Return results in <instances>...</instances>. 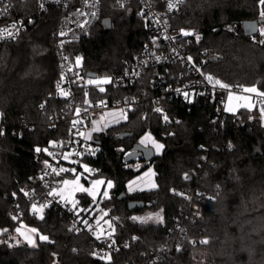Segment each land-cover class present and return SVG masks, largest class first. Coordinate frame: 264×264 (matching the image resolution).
Wrapping results in <instances>:
<instances>
[{"label":"trees","instance_id":"obj_1","mask_svg":"<svg viewBox=\"0 0 264 264\" xmlns=\"http://www.w3.org/2000/svg\"><path fill=\"white\" fill-rule=\"evenodd\" d=\"M19 4L22 15L35 9L34 2ZM56 13L51 10L17 39L0 46V226L13 234L24 221L49 236L35 247L12 236L3 238L0 264H146L159 248L165 250L164 256L152 264H264V123L256 110L242 108L216 117L209 105L186 110L172 103L171 115L179 120L163 124L145 98L127 120L108 126L101 137L102 151L93 160L102 167L95 177L115 181L105 206L116 217L112 223L119 238L137 240L107 261L91 254L92 238L77 231L69 219L62 220L60 209L47 207L41 216L33 213L25 195L32 187L30 176L48 158L46 147L68 132L61 114L67 100L55 88L61 75ZM260 14V0H187L171 23L203 33L197 52L218 48L220 56L206 62V71L227 83L240 81L264 92V43L245 35L242 27L244 20ZM102 17L111 18L109 30L99 21L87 37L73 44L83 52L82 71L99 75L111 73L139 53L149 38L138 0H127L121 10L114 0H105ZM24 123L33 128L13 135L12 128ZM148 128L143 142L154 138L163 145L157 151L154 181L148 187H130L146 167H126L123 158ZM124 131L133 136L120 138ZM73 176L70 170L63 172L62 182ZM121 191L127 193L124 200L118 199ZM77 199L83 205L91 202L84 192ZM131 199L144 200L145 208L130 210ZM158 207L163 209L162 223L131 218ZM10 211L21 212L24 218L13 219ZM204 240L208 242L201 243Z\"/></svg>","mask_w":264,"mask_h":264},{"label":"built area","instance_id":"obj_2","mask_svg":"<svg viewBox=\"0 0 264 264\" xmlns=\"http://www.w3.org/2000/svg\"><path fill=\"white\" fill-rule=\"evenodd\" d=\"M104 1L26 0V3L34 2L35 9L22 15L23 6L19 4V0H0V46L17 39L30 27L29 24L33 20L36 21L51 10L57 11L55 50L61 75L55 82V88L57 95L67 100L61 114L68 122V132L46 147L48 158L30 176L32 187L28 189L26 196L32 204L34 214H39V211H34L33 205L38 209L43 206L41 212L47 207L60 209L62 220L69 219L77 231H84L92 238L91 254L107 261L113 253L129 247L137 240L136 237L119 238L112 223V218L116 217H112L109 207L105 206L109 196H105L104 191H97L96 195L91 194L93 182L99 178L95 176L102 170L93 160H96L102 151L101 137L107 132L108 126L127 120L129 114L137 109L145 98L150 99L152 113L156 114L163 124L179 120L177 116L171 115L172 103H177L186 110H191L195 105H209L216 117H224L227 113L225 105L229 93L236 99L244 97L245 91L244 84L240 81L227 83L205 70L206 62L210 58L220 56V51L211 46L197 52L195 46L203 38V33L172 25L171 18L184 8L187 0L176 4L172 10L168 8L169 0H138L139 14L147 21L148 40L143 43L139 53L124 59L111 73L89 76L87 71L81 69L83 52L75 49L73 44L87 37L102 20ZM114 1L117 9L126 7L127 0ZM171 2L176 3V0ZM260 25L258 32L251 35L254 40H264V35H261L264 23L262 27ZM5 29L7 31H3ZM183 32L191 35H184ZM197 36L200 37L199 40L196 39ZM78 58L81 59L80 62ZM208 76L213 79L210 81ZM107 78H110V82H101ZM216 80L230 87L221 88L215 83ZM133 87L137 88L136 92L131 91ZM101 88L104 91H100ZM62 92L66 95H62ZM253 96L264 109V96ZM114 108L124 111V120L110 123L102 114L105 109ZM156 109L161 111L157 112ZM165 116L168 117L167 120L164 119ZM32 128V124L24 123L11 131L15 136H22L25 130ZM146 133H149V128L134 144L139 142L146 147H153V157H136L132 161H125L123 158V162L126 167L140 169L145 166L150 167L153 172L158 162L157 151L153 145L154 138L148 143L143 142ZM131 149L125 152L124 157ZM83 164L89 165L87 171L82 169ZM60 169L70 170L74 174L71 179L78 176L84 182L88 181L87 187L83 188L87 191H78L91 198L88 205L78 201V193L73 198L62 194L61 176L65 171ZM205 196L212 197L210 194ZM154 201L155 198L150 200L148 205L152 206ZM9 215L16 220L24 218L21 212L10 211ZM4 229L7 231H3ZM11 236L12 233L7 227L0 226V240ZM164 251L159 248L151 252L146 264L161 260Z\"/></svg>","mask_w":264,"mask_h":264},{"label":"rangeland","instance_id":"obj_3","mask_svg":"<svg viewBox=\"0 0 264 264\" xmlns=\"http://www.w3.org/2000/svg\"><path fill=\"white\" fill-rule=\"evenodd\" d=\"M261 12H262V9H261ZM260 26L262 27L263 24H261ZM80 61H81V59H79V62ZM253 86H255V85H244V88H249V87H253ZM255 87L258 90L257 93L245 92L244 97H247L248 99L238 100V99H234L233 98L231 101H229V98H228L227 101H226L225 109H227L228 107H231L233 110L232 111H227L226 110V111L230 112V113H236L242 108L246 109V110H249V111L256 110L259 113V115H260V117L262 119V122L264 123V115H262V110H264V109L259 103H257L256 98L253 96V94H258L259 92H263V91L260 90L257 86H255ZM245 105H251V109H249V107H246ZM102 114L105 117L108 118L110 123L124 120L125 117H126L124 111L121 108L105 109L102 112ZM156 144H160V143L155 141L154 144H153L154 147H155V150L159 151L160 149L157 150V148L155 146ZM85 166L87 167V170H88V166L89 165L83 164V168L82 169L84 171H87ZM150 169H151L150 167L144 168L133 180H136L137 178H140L143 173H145L146 171H148ZM65 180L69 181L70 183L65 184L64 183ZM65 180L62 182V184L60 186V190L61 191L66 189L71 184L80 183L82 185V182L80 181V178L78 176H76L75 179H65ZM95 181H103V183H100V184H94L93 183V186H94L93 189H92L93 193H95V191H96V193H98L99 191H104V192H107V195L109 196L110 190L115 186V181L113 179H111V178L106 179L103 176H100ZM109 181L111 182V186L110 187H109V184H108ZM83 184H84L85 188L88 185L86 183H83ZM147 187H145V188H147ZM41 213L42 212L39 211V215L40 216H41ZM156 214H159L160 218H162V221L157 219V215ZM134 217L138 218V219H135V220L146 222V223H152V224H159V223H162L164 221L162 207H158L156 209H147V210H144L142 212L134 213L131 218H134ZM149 217H151V218H149ZM17 229H20V231L17 232L16 231ZM32 229H36V231L32 232L31 231ZM40 236H47L48 240H49V236L46 233L42 232L37 226L28 224V223H26L24 221H20V223L16 226L15 231L12 234V238L16 242H26V243H28V240L26 239V237H29V238H31L32 240L35 241V245L38 244L40 241H44V240L40 239ZM29 245H31V244H29Z\"/></svg>","mask_w":264,"mask_h":264},{"label":"water","instance_id":"obj_4","mask_svg":"<svg viewBox=\"0 0 264 264\" xmlns=\"http://www.w3.org/2000/svg\"><path fill=\"white\" fill-rule=\"evenodd\" d=\"M264 9V4L262 5ZM36 23L35 20L30 22L29 26L32 27ZM102 26L105 30H109L112 27V20L110 17H103L101 20ZM264 23V18L261 16L257 19L252 20H244L242 23L243 31L245 35L251 36L253 34H256L258 32L259 24ZM87 74L89 76H96V72L88 70ZM121 138H127L132 137L133 133L129 131L121 132L119 135ZM100 143V142H98ZM154 155V149L153 147H146L143 144L137 142L132 146L131 151L124 157L125 161H132L136 157H142L144 159L152 158ZM127 198L126 191H121L118 195L119 200H124ZM145 201L144 200H129L128 201V208L130 210H138L145 208Z\"/></svg>","mask_w":264,"mask_h":264},{"label":"snow or ice","instance_id":"obj_5","mask_svg":"<svg viewBox=\"0 0 264 264\" xmlns=\"http://www.w3.org/2000/svg\"><path fill=\"white\" fill-rule=\"evenodd\" d=\"M178 3H183V0H176V3H172L171 0H169V3H168V8H169V10H172L173 8H175V7H176V4H178ZM260 3H261V4H264V0H260ZM41 7H43V5H41ZM93 15H95V13H93ZM260 15H261L262 18H264V12H261ZM13 27H15V25H13ZM3 31H7V29H5V30H3ZM8 34H9V35H12L11 32H8ZM62 34H63V33H62ZM183 34H184V35H191V33H188V32H183ZM261 35H264V29H261ZM196 39L199 40L200 37L197 36ZM260 43H264V40H261ZM189 59H190V58H189ZM78 62H79V58H78ZM207 79H209V80L211 81L213 78H212L211 76H208ZM101 82H102V83H108V82H110V78H107V79H105L104 81H101ZM215 83L218 84L221 88H229V87H230V86L227 85V84H223V83H221L219 80H216ZM58 87H59V85H58ZM243 90H244L245 92H249V93H257V92H258V90H257V88H256L255 86H253V87H249V88H244ZM100 91H104V89L101 88ZM61 94H62V95H66V93H63V92H62ZM185 95H187V94H185ZM258 95L264 96V92H259ZM232 99H233V96H232L231 93H229V101H231ZM236 99H248V98H247V97H236ZM245 106H246V107H249V109H251V105H245ZM41 107H43V105H42ZM226 110H227V111H232L233 109H232L231 107H228ZM156 111L159 112V111H161V109H156ZM262 115H264V110H262ZM164 119L167 120L168 117L165 116ZM0 135H3V132H2V131H0ZM155 146H156L157 150H159L160 148L163 147V145H160V144H156ZM36 151L39 152L40 149L37 148ZM45 151H46V150H45ZM65 159H67V157H65ZM85 168H86V170H87V167H86V166H85ZM60 171H66V169H60ZM186 178H187V177H186ZM64 183H65V184H68V183H70V182L67 181V180H65ZM93 183H94V184H100V183H103V181H94ZM108 184H109V187H110V186H111V182L109 181ZM153 187H155V185H153ZM82 190L87 191V189H82ZM25 195H27V193H25ZM104 195L106 196V195H107V192H105ZM42 207H43V206H41V208L38 209L35 205H33V210H34V211H41V210H42ZM156 215H157V219L162 221V218H160L159 214H156ZM41 218H42V217H41ZM149 218H151V217H149ZM13 219H15V217H13ZM133 219H138V218H135V217H134ZM3 231L6 232L7 229H4ZM16 231L19 232L20 229H17ZM31 231H32V232H35L36 229H32ZM26 239L28 240V243L31 244L33 247L36 246L34 240H32V239L29 238V237H26ZM40 239H41V240H44V241H47V240H48V237H47V236H40ZM207 242H208L207 240L201 241V243H207ZM74 251H75V250H74ZM108 259H111V258L108 257Z\"/></svg>","mask_w":264,"mask_h":264},{"label":"crops","instance_id":"obj_6","mask_svg":"<svg viewBox=\"0 0 264 264\" xmlns=\"http://www.w3.org/2000/svg\"><path fill=\"white\" fill-rule=\"evenodd\" d=\"M262 5H261V9H262V12H264V9L262 8L263 7ZM80 181L82 182V185L80 183L71 184L66 189L62 190V194L65 197H67V198H73L74 196H76V194L78 193V191H80L81 189L84 188V184L83 183H85V182L83 180H81V179H80ZM152 181H154L153 172L151 170H148L147 172L143 173L140 178H138L137 180H135L132 183V186H130V187H133L135 185H136V188L139 187V186L140 187L141 186H145V185L147 186ZM91 194L92 195H96V191H95V193H93V191H91Z\"/></svg>","mask_w":264,"mask_h":264}]
</instances>
